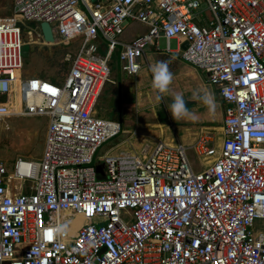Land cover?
<instances>
[{
    "label": "built area",
    "instance_id": "built-area-1",
    "mask_svg": "<svg viewBox=\"0 0 264 264\" xmlns=\"http://www.w3.org/2000/svg\"><path fill=\"white\" fill-rule=\"evenodd\" d=\"M0 14V121L43 117L39 162H0V264H264V0H9ZM2 0H0V11ZM22 22L46 23L35 47L78 45L60 86L22 76ZM146 30L129 41L125 28ZM53 25V26H51ZM175 40L223 105L218 143L96 151L121 133L98 118L108 58L135 75L146 45ZM40 41V42H39ZM106 45L98 54L96 43ZM186 44L184 49L181 48ZM192 150L203 163L194 171ZM100 166L101 173L96 172ZM79 216L74 231L71 222ZM63 225L66 236L41 239Z\"/></svg>",
    "mask_w": 264,
    "mask_h": 264
},
{
    "label": "rangeland",
    "instance_id": "rangeland-1",
    "mask_svg": "<svg viewBox=\"0 0 264 264\" xmlns=\"http://www.w3.org/2000/svg\"><path fill=\"white\" fill-rule=\"evenodd\" d=\"M2 11H0L1 15H8L10 12V2L9 0H2L1 3ZM53 26V25H51ZM20 32H21V40L23 42L22 50L25 51L27 55L28 62L26 65L22 66L21 74L23 77H27L29 75L39 74V77L47 80L46 82H50L51 84H55L60 86L62 80L65 76L67 69L69 68L70 63L65 62L61 64L60 57L67 53L70 55L72 59L77 51L78 45L75 42L69 43L68 46H59V47H35L26 43L25 32H29L32 36V39L36 41L37 34L41 35L40 25L34 22H22L19 24ZM156 47L159 50L164 49V40L157 39ZM40 42V41H39ZM98 48V54H104L106 50V45L101 43H96ZM168 47L170 50H174L176 48V43L174 40H170L168 43ZM153 48L150 45H146L143 49V53L145 55V60L149 63L154 59ZM116 55L113 53L108 58V69L110 80L115 82L119 81L121 85H128L126 89H140L142 94L150 95L151 102H148V107L145 111H141V113L135 115H128L126 112L121 110L118 113L117 104H110L105 100L106 92L104 96H101L96 104L95 109L98 111V118L107 119V120H115L120 122L121 130H131L134 123L135 118L138 120H143L146 123H156L164 133L163 135H158L155 133V130L152 132L153 138L157 140H161L165 142L166 137L172 138L173 142L184 145L187 147L186 142H183V138H186L185 135V127L187 123L180 122L179 120H175L171 117L170 111L168 109L169 101L167 98V93L161 94L162 100L154 101L152 96L154 94L157 95L154 89L151 87L152 77L149 76L147 69L140 70L138 75L133 77L127 75L125 72H122L120 69V63L115 57ZM179 58V54L177 55ZM144 59L140 58V66L143 67ZM42 74L47 75V79L42 76ZM172 74L177 76V79L172 81L169 88H174L177 92L173 93V96L176 93H182L184 98L193 96V93L200 89H207L212 93L215 98V102H218L216 94L213 93L214 88L207 82L206 75L194 68L193 66L178 61V66L172 71ZM107 85V84H106ZM107 87H111L110 85ZM128 87V88H127ZM152 92H155L152 94ZM190 98V97H189ZM143 104H147L144 102ZM164 106H166V111L168 114L164 112ZM217 109V110H216ZM218 111V112H217ZM220 108L215 107V112L212 114L214 119L217 118L219 120ZM221 124V122H219ZM46 128V119L43 117H25V118H9L0 121V162L5 165V167L10 172L12 167V162L19 158L22 160H28L33 162H39L42 151V141L44 136V131ZM167 129V130H165ZM174 131V133H173ZM130 132V131H129ZM211 137L214 143H218L220 139L221 132L219 127L210 130ZM128 138V133H120L116 137L106 141L102 144L98 150L96 151L95 158L93 159V163L96 164L99 158L110 148L108 154L113 155L119 152H138L140 147L134 144V139L129 140L127 143H123L121 146L114 147L116 144L126 140ZM149 146V149L153 148L154 143L151 141H143L142 145ZM186 158L192 169L196 171L203 163L202 158L197 157L192 150H186L185 152ZM203 166H201V169ZM83 220L81 218L73 219L71 222L73 227H78ZM264 224L263 220H254L252 226V233L254 235L261 232L262 225Z\"/></svg>",
    "mask_w": 264,
    "mask_h": 264
},
{
    "label": "crops",
    "instance_id": "crops-1",
    "mask_svg": "<svg viewBox=\"0 0 264 264\" xmlns=\"http://www.w3.org/2000/svg\"><path fill=\"white\" fill-rule=\"evenodd\" d=\"M146 30V27L143 25H138V24H131L128 25L123 33V40L125 41H129L132 38H134L135 36L143 33ZM175 41V40H174ZM176 43V41H175ZM157 44V41H156ZM164 46H165V42H164ZM153 49L154 52V59L151 61V63H149L147 60H145V55L144 53H142L143 59H144V64L140 66V69L138 70V72L135 75H130V76H137L140 70L143 69H147L149 76L152 77V73L150 71L151 66L159 60H165L168 62L169 64V69L172 72L175 68H177L178 66V61H180L181 59L178 58V48H177V43H176V48L174 50H170L168 47V51H164L163 50H159L157 49L156 45L155 46H150ZM140 57V58H141ZM182 61V60H181ZM183 62V61H182ZM185 63V62H184ZM139 64H140V59H139ZM177 79V76L173 75V81ZM111 86V87H107V85ZM128 86V85H126ZM126 86L121 85L119 81L115 82L113 80L109 79L108 83H105L97 97L95 106H94V112L95 115L98 117V111L95 109L96 104L98 99L101 96H104L103 92H106V96H105V100L114 105L117 104V108H118V113L123 110V112H126L128 115H137L139 113H141V111H145L148 107V102H151V97L150 95H145L142 94L140 92H142L140 89L136 88L133 90H127ZM128 88V87H127ZM177 92L174 88H169V92L167 93V98H168V103L170 104L172 102V97H173V93ZM155 92H152V94H154ZM214 94H216V91L214 89L213 91ZM190 97V98H189ZM185 99L186 102V106L187 109L189 110L190 113H192V116L189 118H185V119H181L179 120L180 122H186L187 125L184 129L185 131V135L186 138H183V142H186V148H190L192 146V144L194 143L197 135L201 132L204 133H209L210 134V130L221 127V124H218V126H211V125H207L206 121H208V118H206V115L209 114V110L208 108L203 105L202 103H200L198 100L193 99V96H189ZM217 97V95H216ZM152 98L154 99V101H156V94H154L152 96ZM218 99V97H217ZM219 100V99H218ZM144 102H146L147 104H143ZM164 112L166 114H168V112L166 111V106H164ZM221 112L223 113V111L221 110ZM222 113L219 115V120L218 123L221 122L222 120ZM135 123L132 127L131 130H121L122 133H128V138L118 144H116L114 147L117 146H121L123 143H128L129 140L134 139V144L136 146H138L139 149H141L143 147L142 142L143 141H151L152 143L155 144L156 141H161V140H157L153 138V134L152 133L155 130V133H157L158 135H163L164 133L162 132V130L159 128L160 126L156 123H146L143 120H138V118H135ZM103 120H107V119H103ZM210 120V119H209ZM109 121H113V122H117L120 125V129H121V124L118 121L115 120H109ZM167 130V129H165ZM130 131V132H129ZM174 133V131H173ZM44 138V136H43ZM163 142V141H162ZM165 144L168 145H175V144H179L181 146H184L180 143H178V141L176 143L173 142L172 138H170V136L165 139V142H163ZM148 148L149 146L147 144H145ZM154 146V145H153ZM185 147V146H184ZM128 152V151H126Z\"/></svg>",
    "mask_w": 264,
    "mask_h": 264
},
{
    "label": "clouds",
    "instance_id": "clouds-1",
    "mask_svg": "<svg viewBox=\"0 0 264 264\" xmlns=\"http://www.w3.org/2000/svg\"><path fill=\"white\" fill-rule=\"evenodd\" d=\"M138 70L139 66L136 68V71ZM150 71L152 73L151 87L157 93L156 99L162 100L161 94L169 92V86L173 81V74L169 69V64L165 60L156 61L151 66ZM193 99H196L205 105L208 108L210 114H214L216 107L215 98L210 91L207 89H200L193 93ZM168 109L170 111L171 117L175 120H181L192 116V113H190L187 109L182 93H176L172 97V102L168 105ZM256 126L258 128L264 127V125H260L259 123H257ZM65 236L66 227L63 225H57L55 227L45 229L40 233L41 239L49 240L53 238L63 239Z\"/></svg>",
    "mask_w": 264,
    "mask_h": 264
},
{
    "label": "trees",
    "instance_id": "trees-1",
    "mask_svg": "<svg viewBox=\"0 0 264 264\" xmlns=\"http://www.w3.org/2000/svg\"><path fill=\"white\" fill-rule=\"evenodd\" d=\"M21 59H22V66H24V65H26L27 64V62H28V59H27V55H26V53H25V51H23L22 49H21ZM35 76H38L39 77V74L37 75V74H34ZM42 76L44 77V78H47V79H52V78H48V76L47 75H44V74H42ZM215 104H216V107L217 108H220V114L222 113L221 112V110L223 111V105H222V103H221V101L220 100H218V102L216 103L215 102ZM217 110V109H216ZM218 112V111H217ZM219 114V115H220ZM206 118H208V121H206V124L208 125H211V126H213V127H215V126H218V120H217V118L216 119H214L213 117H212V114H207L206 115ZM210 119V120H209Z\"/></svg>",
    "mask_w": 264,
    "mask_h": 264
},
{
    "label": "water",
    "instance_id": "water-1",
    "mask_svg": "<svg viewBox=\"0 0 264 264\" xmlns=\"http://www.w3.org/2000/svg\"><path fill=\"white\" fill-rule=\"evenodd\" d=\"M40 30H41V33L43 35V38L46 42H51L52 41V37H51V33H50V29H49V26L48 24L46 23H42L40 24ZM186 47V44L184 43L181 48L184 49ZM96 172L97 173H101V169H100V166H97L96 168Z\"/></svg>",
    "mask_w": 264,
    "mask_h": 264
},
{
    "label": "bare ground",
    "instance_id": "bare-ground-1",
    "mask_svg": "<svg viewBox=\"0 0 264 264\" xmlns=\"http://www.w3.org/2000/svg\"><path fill=\"white\" fill-rule=\"evenodd\" d=\"M76 218H80V217H79V216H76L74 219H76ZM76 228H77V227H73V226H71V229H70V230L74 231Z\"/></svg>",
    "mask_w": 264,
    "mask_h": 264
}]
</instances>
